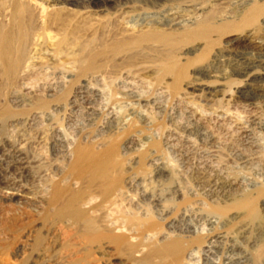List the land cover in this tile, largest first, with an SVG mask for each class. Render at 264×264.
I'll list each match as a JSON object with an SVG mask.
<instances>
[{"label": "rangeland", "instance_id": "obj_1", "mask_svg": "<svg viewBox=\"0 0 264 264\" xmlns=\"http://www.w3.org/2000/svg\"><path fill=\"white\" fill-rule=\"evenodd\" d=\"M42 1L61 11L64 27L54 33L86 51L20 83L0 74V264H30L18 249L38 226L7 225L19 205L4 197L22 194L10 156L21 149L33 168L21 184L38 188L79 147L124 164L126 213L180 248L183 262L264 264L256 226L264 219V92L251 91L264 89V0ZM199 4L209 32L173 28V16L185 19ZM135 27L170 35L172 54L144 45L122 59L107 50ZM87 54L94 69L76 63ZM91 262L119 264L101 255Z\"/></svg>", "mask_w": 264, "mask_h": 264}, {"label": "bare ground", "instance_id": "obj_2", "mask_svg": "<svg viewBox=\"0 0 264 264\" xmlns=\"http://www.w3.org/2000/svg\"><path fill=\"white\" fill-rule=\"evenodd\" d=\"M251 3L252 0L242 1L244 7ZM59 10L45 5L42 0H0L2 76L20 83L36 67L48 64L58 66L71 55L84 54L85 44L79 43L78 47L75 41L54 33L53 29L61 25L64 27ZM194 10V14L182 20L173 16V28H183L190 23L198 24L201 30L209 32L211 27L207 20L209 12L205 15L206 6L199 4ZM227 17L217 14L214 19L224 20ZM188 35L196 37L195 33L188 32ZM118 36L120 38L115 37L107 50L122 59L130 53H143L144 45L150 51L157 49L153 51L163 56L173 52L171 36L154 30L135 27ZM76 63L88 64L86 70L95 67L91 54L76 59ZM251 65L254 66L255 62L248 66L245 74L254 76ZM251 91L260 94L264 89L259 87ZM20 150L18 148L15 155L10 156L9 169L17 177L14 184H18L22 194L4 197L19 205L18 210L10 215L7 213L6 221L10 230L38 225L32 230L28 244L18 249L21 260H31L30 264H93L91 258L101 255L109 256L119 264H191L179 257L182 254L180 248L173 243L160 241L161 233L154 227L144 226L126 213L123 207L126 193L121 184L124 164L118 161L114 153L104 156L93 149L79 147L74 152L75 159L60 174L47 179L42 187L35 188L24 186L20 181L22 176L30 178L33 169L32 163ZM256 226L264 230V219L257 221ZM221 237L224 236H218ZM84 253L86 258L82 257Z\"/></svg>", "mask_w": 264, "mask_h": 264}]
</instances>
